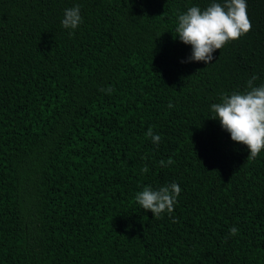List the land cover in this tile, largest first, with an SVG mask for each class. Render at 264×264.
I'll return each mask as SVG.
<instances>
[{
	"label": "trees",
	"instance_id": "obj_1",
	"mask_svg": "<svg viewBox=\"0 0 264 264\" xmlns=\"http://www.w3.org/2000/svg\"><path fill=\"white\" fill-rule=\"evenodd\" d=\"M213 2L0 0V264H264V149L248 159L211 118L264 84V0L211 63L188 61L178 15ZM172 182L171 216L135 199Z\"/></svg>",
	"mask_w": 264,
	"mask_h": 264
},
{
	"label": "clouds",
	"instance_id": "obj_2",
	"mask_svg": "<svg viewBox=\"0 0 264 264\" xmlns=\"http://www.w3.org/2000/svg\"><path fill=\"white\" fill-rule=\"evenodd\" d=\"M82 22L79 5L65 9L61 21L65 29L75 30ZM251 28L246 0H224L223 4L213 2L204 10L192 6L179 14L174 36L178 35L180 41L192 46L188 61L209 64L215 59L216 50H221L230 41L238 40ZM69 34L72 35L73 32ZM256 79L258 77L253 75L247 81V90L233 92L231 95L222 94L221 102L211 105L214 113L211 118L219 119L221 127L230 133L233 141L247 146L248 159L257 158L264 149V84L254 86ZM100 91L111 94L114 90L109 86ZM168 107L172 108L174 105L169 102ZM145 135L159 146L161 136L155 134L152 127L148 128ZM173 163L171 158L167 162L160 161L161 166H170ZM148 171L147 165L141 169L142 173ZM180 193L181 188L175 182L158 189L148 185L137 192L135 199L142 209L150 210L154 217L160 218L164 213L171 216ZM173 222H176L175 218ZM238 232L239 229L233 226L229 230V236H235Z\"/></svg>",
	"mask_w": 264,
	"mask_h": 264
}]
</instances>
